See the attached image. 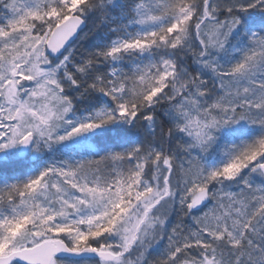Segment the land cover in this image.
<instances>
[{"label":"snow or ice","instance_id":"snow-or-ice-1","mask_svg":"<svg viewBox=\"0 0 264 264\" xmlns=\"http://www.w3.org/2000/svg\"><path fill=\"white\" fill-rule=\"evenodd\" d=\"M0 264H264V0H0Z\"/></svg>","mask_w":264,"mask_h":264}]
</instances>
